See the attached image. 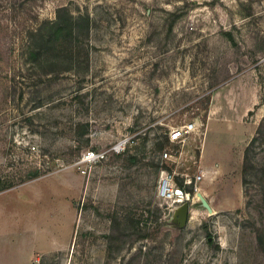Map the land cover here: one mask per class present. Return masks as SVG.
I'll return each instance as SVG.
<instances>
[{
    "label": "rangeland",
    "instance_id": "374dc122",
    "mask_svg": "<svg viewBox=\"0 0 264 264\" xmlns=\"http://www.w3.org/2000/svg\"><path fill=\"white\" fill-rule=\"evenodd\" d=\"M248 1L0 0V202L22 214L0 215L20 246L0 262L264 264V142L242 175L264 118V0L251 15ZM58 10L88 27L59 30L41 64L25 58L28 32ZM187 122L196 130L170 143ZM88 150L103 157L83 163ZM162 169L194 196L183 227L157 195ZM64 184L70 243L30 260L44 235L33 212L60 207ZM115 218L144 236L110 242Z\"/></svg>",
    "mask_w": 264,
    "mask_h": 264
},
{
    "label": "trees",
    "instance_id": "16d2710c",
    "mask_svg": "<svg viewBox=\"0 0 264 264\" xmlns=\"http://www.w3.org/2000/svg\"><path fill=\"white\" fill-rule=\"evenodd\" d=\"M240 9L244 10L246 15H251L253 9L251 0L246 3H240ZM61 11L62 10H58V16H56L55 20L44 22L28 32L24 44L25 58L41 64L42 60H45V50H51L56 44L58 36H60L59 30L66 28L71 35L72 33L79 32V29L84 26L88 27V16H79L78 21L74 20L65 24L59 15ZM50 66V68H53L55 62H52ZM52 70L53 69H50L49 72L53 73L54 71ZM262 142H264V118L261 120L254 136L249 141L243 153L242 175L244 183L248 182L247 177L251 173V170L255 169L253 157L255 156L257 144ZM260 171L264 175V167L260 168ZM138 221L139 220L128 219V224L122 225L116 218L112 220V227L110 229L112 235L109 237L110 242H113L115 238L120 240L129 239L132 235H136L137 238H142L144 235L140 234V231L136 229L138 227Z\"/></svg>",
    "mask_w": 264,
    "mask_h": 264
},
{
    "label": "crops",
    "instance_id": "0c3cea01",
    "mask_svg": "<svg viewBox=\"0 0 264 264\" xmlns=\"http://www.w3.org/2000/svg\"><path fill=\"white\" fill-rule=\"evenodd\" d=\"M49 177L41 179H48ZM67 187L68 186L65 185V190L62 192V204L60 207H57L56 209L43 208L39 210L38 214L37 211L33 212L34 232L36 233V225H41L39 230L37 231V234L40 235L39 232L44 231V235H42V239L39 240L40 248L33 249L30 255V260L32 256L37 252L47 253L55 250H60L70 243L73 233V226L76 220V214L74 208L69 202L70 197L69 194L66 193L68 189ZM4 193H6V191L0 193V196H3L2 194ZM18 204L20 203L18 202ZM6 206L7 205H5L4 202H0V215H2L3 219L13 217L15 215H18V217H22V214H18V211L15 210L16 208H13V211L11 210V212ZM58 232H60V234H58ZM14 242V239H11L9 237L7 229L0 228V248L5 251L19 249V244ZM0 264L3 263L0 262Z\"/></svg>",
    "mask_w": 264,
    "mask_h": 264
},
{
    "label": "built area",
    "instance_id": "2783aa9c",
    "mask_svg": "<svg viewBox=\"0 0 264 264\" xmlns=\"http://www.w3.org/2000/svg\"><path fill=\"white\" fill-rule=\"evenodd\" d=\"M196 124L194 122H187L179 127L172 128L168 133V140L170 143H183L190 133L196 130ZM164 157H167V153H163ZM103 156L94 150L85 151L80 158L83 163H93L98 161ZM203 178V174L200 173L195 177V182L200 181ZM185 184L190 185L191 182L186 181ZM196 190V189H195ZM158 197L165 201L170 202L174 207L189 202L190 193L185 191L183 187H180L175 183L174 172L162 169L160 172L159 185L157 190Z\"/></svg>",
    "mask_w": 264,
    "mask_h": 264
},
{
    "label": "water",
    "instance_id": "95a60500",
    "mask_svg": "<svg viewBox=\"0 0 264 264\" xmlns=\"http://www.w3.org/2000/svg\"><path fill=\"white\" fill-rule=\"evenodd\" d=\"M193 199H194V196L192 197V199L189 202H184V203L174 207L171 210V211H173V214L175 216L176 222H177L179 227H183L189 221V219L191 218V215L194 213L193 209H192ZM198 200L203 203V205L206 207V210L208 211L209 204H207L203 200V197L199 198ZM208 214L211 215V214H213V212L208 211Z\"/></svg>",
    "mask_w": 264,
    "mask_h": 264
},
{
    "label": "bare ground",
    "instance_id": "6f19581e",
    "mask_svg": "<svg viewBox=\"0 0 264 264\" xmlns=\"http://www.w3.org/2000/svg\"><path fill=\"white\" fill-rule=\"evenodd\" d=\"M196 195H197L198 199L202 197V194L201 193H196ZM189 200H190V197H189ZM208 211H211L210 206H208Z\"/></svg>",
    "mask_w": 264,
    "mask_h": 264
}]
</instances>
